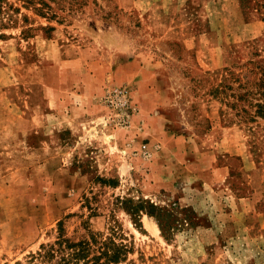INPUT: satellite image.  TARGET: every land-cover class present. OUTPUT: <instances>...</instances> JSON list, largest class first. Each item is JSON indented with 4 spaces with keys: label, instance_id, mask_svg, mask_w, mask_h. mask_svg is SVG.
Returning <instances> with one entry per match:
<instances>
[{
    "label": "rangeland",
    "instance_id": "374dc122",
    "mask_svg": "<svg viewBox=\"0 0 264 264\" xmlns=\"http://www.w3.org/2000/svg\"><path fill=\"white\" fill-rule=\"evenodd\" d=\"M60 232L264 264V0H0V264Z\"/></svg>",
    "mask_w": 264,
    "mask_h": 264
},
{
    "label": "trees",
    "instance_id": "16d2710c",
    "mask_svg": "<svg viewBox=\"0 0 264 264\" xmlns=\"http://www.w3.org/2000/svg\"><path fill=\"white\" fill-rule=\"evenodd\" d=\"M92 239L74 241L60 232L56 241L43 244L20 264H119L128 257L130 248L125 241L114 237L99 241L95 234Z\"/></svg>",
    "mask_w": 264,
    "mask_h": 264
},
{
    "label": "crops",
    "instance_id": "0c3cea01",
    "mask_svg": "<svg viewBox=\"0 0 264 264\" xmlns=\"http://www.w3.org/2000/svg\"><path fill=\"white\" fill-rule=\"evenodd\" d=\"M156 19H157V18H156ZM167 20H168V19H167ZM159 21H160V20H157L156 23H158ZM157 26H158V25H157ZM174 32H176V31H174ZM178 32H179V31H177V33H178ZM150 64H153V66H155L156 63H153L152 60H150ZM151 66H152V65H151ZM144 70H145V69H144ZM151 79H157V78L155 77V75H153Z\"/></svg>",
    "mask_w": 264,
    "mask_h": 264
},
{
    "label": "built area",
    "instance_id": "2783aa9c",
    "mask_svg": "<svg viewBox=\"0 0 264 264\" xmlns=\"http://www.w3.org/2000/svg\"><path fill=\"white\" fill-rule=\"evenodd\" d=\"M121 94H123V96H126V92L124 90L121 91ZM127 101L125 100L124 103H126Z\"/></svg>",
    "mask_w": 264,
    "mask_h": 264
}]
</instances>
